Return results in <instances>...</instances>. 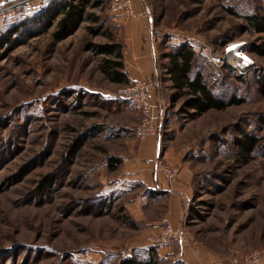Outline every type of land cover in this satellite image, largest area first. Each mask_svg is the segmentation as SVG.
<instances>
[{"label":"rangeland","instance_id":"1","mask_svg":"<svg viewBox=\"0 0 264 264\" xmlns=\"http://www.w3.org/2000/svg\"><path fill=\"white\" fill-rule=\"evenodd\" d=\"M46 1L0 3V34L17 17L28 24L13 36L17 40L10 50H0V264H117L123 257L144 256L148 237L159 232L163 218L150 231L146 221L133 216L138 210L151 209L148 216L159 213L162 207L152 201L136 210L139 197L149 191L123 174L145 139L135 131L140 106L122 100L125 85L107 79L99 68L103 55L86 47L90 41L109 42L111 34L122 42L120 26L126 19L114 0H99V6L88 8L99 22L84 21L57 40L55 26L39 33L33 19L24 17ZM144 3L160 68V85L152 91L163 111L159 144L181 153L175 163L164 155L160 159L179 172L185 167L189 175L180 219L169 220L193 234L196 244H185L193 254L203 250L227 264H246L256 250L264 256V94L257 83L264 56L253 53L257 66L239 81L237 71L216 66L203 48L218 50L223 42L246 40L252 51L264 44V32L249 31L244 18L264 14V0ZM224 5L241 16L228 13ZM96 26L102 32L93 35L89 28ZM187 34L204 42L196 70L207 74L215 90L242 103L192 118L186 97L172 88L163 68L164 53L188 42ZM244 131L260 137L247 163L236 147ZM76 139L84 146L71 154ZM111 156L123 158L116 170L107 166ZM47 175L53 186L40 193L39 183ZM163 245H171L170 251L159 254L156 264H176L179 245Z\"/></svg>","mask_w":264,"mask_h":264},{"label":"trees","instance_id":"2","mask_svg":"<svg viewBox=\"0 0 264 264\" xmlns=\"http://www.w3.org/2000/svg\"><path fill=\"white\" fill-rule=\"evenodd\" d=\"M224 1L225 0H222L223 3ZM114 2L118 5L117 0H114ZM40 4H42V2ZM100 4L101 2L99 0H47L46 3L40 6L41 8L39 7L32 15L29 16L26 14L27 16L24 17L33 19L31 21L39 27V33L48 32L55 26L53 37L57 40H62L72 34L84 21L93 20L99 22V16L89 12L88 8L99 6ZM224 8L230 14L240 15L233 7L224 5ZM244 18L247 21V29L249 31L256 33L264 32V14L253 13L245 15ZM17 19L18 17L15 20L9 21L8 23L11 22L10 24L12 25H10L5 32L0 34V50L2 48L10 50L17 40V38L13 36L20 34L28 25L25 20L19 21ZM89 31L93 35H98L102 32L101 27L98 26L90 27ZM188 42L179 44L169 52L164 53L166 62L163 68L172 83V88L177 91L181 97H186L185 104L193 110V112H191L192 118H196L209 110H224L231 105L242 103L243 100L240 98L231 97L230 99V96L226 93L215 90L207 74L202 70H196V65H198L197 59L199 55L203 54V50L199 44L189 40ZM224 43L225 42H223L222 45H224ZM86 47L88 50H92L98 55H103L99 68L111 82L125 86L136 83L131 81L126 70L124 45L116 35L111 34L109 36V42L106 43L87 42ZM250 52L264 56V44L257 45L255 49ZM1 55L0 53V56ZM155 60L157 61L156 54ZM156 61L157 76L146 80V82L158 80L160 84V68ZM225 68L235 71L228 65H226ZM243 76L244 75L238 73L235 77L239 81H243ZM257 83L259 90L264 94V69L258 74ZM122 100L129 102L124 98H122ZM158 104L160 108V103L158 102ZM259 143V136L252 135L246 131L236 140L237 151L246 163L251 160V155L258 148ZM83 146L84 142L80 139H76L70 148V153H79ZM122 162L123 158L121 156H111L108 159L107 166L110 170H116L120 167ZM53 183L54 179L51 175L43 177L38 186L40 193L46 192L49 187L53 186ZM105 211L109 212V210ZM94 213H99V211ZM121 218L124 219L125 223H132V220L127 215L123 214ZM117 264H155V261L153 259L144 261L129 256L121 258Z\"/></svg>","mask_w":264,"mask_h":264},{"label":"crops","instance_id":"3","mask_svg":"<svg viewBox=\"0 0 264 264\" xmlns=\"http://www.w3.org/2000/svg\"><path fill=\"white\" fill-rule=\"evenodd\" d=\"M8 1L10 0H0V3ZM133 1L136 10H145L147 16L132 18V20L126 19L120 26V35L124 45L126 70L131 81L144 82L157 76L155 64V38L154 34L150 35L148 30V28L153 29L154 27L144 0ZM121 16L124 18L122 12ZM146 25L148 27L147 30ZM153 82L154 87L152 91H156L160 84L157 80H153ZM153 96L155 98L154 94ZM155 99L157 100L158 98ZM161 137L162 134H160L158 139L155 138V140L153 137L143 139L139 146L137 157L128 163V168L123 173L126 178L130 179V182L139 183L140 186L146 185L149 191V195L139 197L135 204L137 206L136 210H138L137 208H142L140 206L144 204L149 207L152 201L155 202L153 205L162 207L159 213L151 212L149 216L147 212H150L151 209L146 212H139V210L136 211V213L132 212L135 218L146 221L151 228L150 231H156L158 229L157 222L159 219L167 218L179 221L182 212V201L188 196L187 193L189 191V175L185 167L180 171L179 180L174 183L173 186L166 183L162 173L155 171L153 160L158 156L164 155L170 162L175 163L179 161L181 155V153L174 154L170 148L165 150L162 149L159 144ZM145 245H147L145 246L147 250H145L144 256L139 254L140 256L138 255V257L135 258L144 261L153 259L155 264L161 257V253L167 254L171 247V245L163 244L154 246L147 243ZM178 247L180 252L175 260L176 264H209L214 260H221L216 256L207 254L203 250H200L198 254H193L188 245L185 244L179 245ZM246 264L251 263L247 262Z\"/></svg>","mask_w":264,"mask_h":264},{"label":"built area","instance_id":"4","mask_svg":"<svg viewBox=\"0 0 264 264\" xmlns=\"http://www.w3.org/2000/svg\"><path fill=\"white\" fill-rule=\"evenodd\" d=\"M119 8L125 19H132L141 16H147L145 10H136L133 0H117ZM154 29L149 28V33L153 35ZM186 37L193 43L204 44L194 35L187 34ZM201 43V44H200ZM248 41L239 40L236 42H227L220 49H212L205 46L204 51L208 59L218 67L228 65L241 75H246L257 66L256 56L248 50ZM153 81L136 82L135 84L122 87L120 95L125 100H135L138 102L142 114L139 124L135 131L141 138L160 137L162 129V112L159 108L157 100L152 94ZM156 172H161L168 185H171L179 177V169L177 167L168 166L163 163L160 156L153 160ZM160 230L157 234L148 237L151 245L160 244H196V239L189 229L183 226H175L167 219L163 218L160 222ZM247 260L251 264H264V256L260 250H256L248 255ZM209 264H227L224 260H214Z\"/></svg>","mask_w":264,"mask_h":264}]
</instances>
